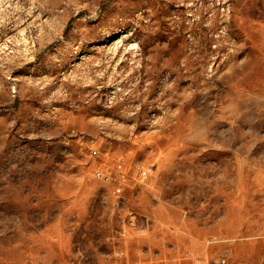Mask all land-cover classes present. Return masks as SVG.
<instances>
[{
    "label": "rangeland",
    "instance_id": "obj_1",
    "mask_svg": "<svg viewBox=\"0 0 264 264\" xmlns=\"http://www.w3.org/2000/svg\"><path fill=\"white\" fill-rule=\"evenodd\" d=\"M0 264H264V0H0Z\"/></svg>",
    "mask_w": 264,
    "mask_h": 264
},
{
    "label": "built area",
    "instance_id": "obj_2",
    "mask_svg": "<svg viewBox=\"0 0 264 264\" xmlns=\"http://www.w3.org/2000/svg\"><path fill=\"white\" fill-rule=\"evenodd\" d=\"M100 152L95 145L90 146V155L92 157L99 156ZM116 176L115 178L110 172L106 173L103 170L99 169L94 172V177L98 180H103L106 182L112 183L113 181L117 182V187L115 192L117 194H121L126 185H128V174L130 171L126 168L125 164L119 163L116 168ZM149 170L146 168H141L135 171L133 175V179L137 182H143L148 178Z\"/></svg>",
    "mask_w": 264,
    "mask_h": 264
}]
</instances>
